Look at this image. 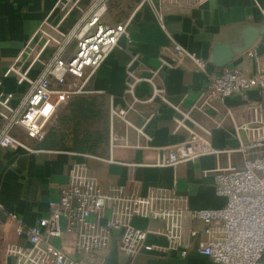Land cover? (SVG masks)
<instances>
[{
    "label": "built area",
    "instance_id": "obj_1",
    "mask_svg": "<svg viewBox=\"0 0 264 264\" xmlns=\"http://www.w3.org/2000/svg\"><path fill=\"white\" fill-rule=\"evenodd\" d=\"M206 1L140 0L138 7L149 5L164 31L169 42L165 47L168 55L162 53L159 65L147 75L134 68L139 55L129 56L124 88L127 101L123 106L109 105L110 141L113 146V139H118L112 131L113 120L118 118L125 125L121 137L125 145L128 129H133L147 141L144 147L150 148L151 137L146 129L156 110L148 111L141 125L131 122L128 115L140 105L159 102L173 110V130L183 129L188 136L159 150L152 162H131L128 166L175 168L207 155H218L223 150L213 146L210 129L194 118V112H204L213 100L224 102L232 95L245 98L250 90H257L259 97L245 102L239 122L229 113L238 141V147L231 151L242 155L241 166L211 171L214 191L224 198V204L192 208L184 195L161 187H149L142 194L134 176H129L125 184L103 190L87 163L75 161L70 165L67 184L56 198L48 201L46 216L28 225L19 215L6 213L23 242L5 244L2 264H105L113 245L118 264H134L141 252L165 249L150 240L159 237L167 241L166 249L178 251L181 257L195 253L215 264H264V66L257 48L244 51L253 61L251 70L231 67L209 75L189 108L173 102L158 81L165 69L185 61L198 70L207 69L206 59L177 42L167 30L164 14L165 4L196 7ZM66 2L58 0L56 8L64 10L59 21L52 23L49 17L45 18L6 71V75H14L16 90L3 91L0 83V149L35 150L13 130L19 129L28 138L41 141L64 104L76 96L96 92L90 83L119 41H131L132 15L116 23L104 20L109 0H73L68 6ZM75 10L79 11L77 19L63 28L62 23ZM261 13L264 17V10ZM141 82L151 87L147 97L136 93ZM75 154L84 160L98 158L85 152ZM137 217L163 225L140 228L133 224ZM195 222L205 224L203 240L193 241L198 235Z\"/></svg>",
    "mask_w": 264,
    "mask_h": 264
},
{
    "label": "crops",
    "instance_id": "obj_2",
    "mask_svg": "<svg viewBox=\"0 0 264 264\" xmlns=\"http://www.w3.org/2000/svg\"><path fill=\"white\" fill-rule=\"evenodd\" d=\"M67 5L73 0H66ZM58 0H0V83L1 90H16L15 77L7 74L9 66L40 25L49 17V21H59L64 10L56 8ZM140 0H109L108 12L104 20L116 23L132 15L129 25L131 41L122 38L119 46L109 55L97 70L90 87L96 92L91 94L103 101L106 113L109 140L97 154L98 158L84 160L70 148L40 147L35 140L28 138L21 130L14 134L35 150L0 149V207L5 213L13 212L28 225L34 224L40 217L48 214V201L56 198L67 184L70 165L75 161H85L90 173L97 179L103 190L112 185L125 184L129 176L139 181V192L144 194L149 187H161L184 195L192 208H214L224 204V198L214 191L213 171L217 167L241 166L242 155L231 151L238 147L233 122H239L242 107L248 100L259 97L257 90H250L247 97L232 95L224 102L212 101L204 112L195 111L194 118L210 129L209 140L214 147L223 150L218 155H207L200 159L172 167L137 166L131 162H152L156 153L172 144L183 141L187 131L173 130V110L164 104L155 102L138 106L137 111L129 113L128 118L135 125H141L148 111L156 110V115L147 126L151 137L150 148L139 138L135 130L128 129L127 144L121 137L125 134L124 123L113 120V134L118 137L110 141L109 105L123 106L126 65L131 54H138L139 60L134 68L142 75L159 65V57L167 53L169 44L164 31L156 22L152 8L145 4L138 7ZM264 0H208L196 7L164 5L165 25L174 34L177 42L196 52L208 61L205 71L185 61L177 67L165 69L158 81L166 88L173 102H180L183 108H189L206 84L209 75L217 74L224 68L242 67L251 70L253 61L244 52H235L224 65L211 60L213 48L217 43L235 50L242 48L245 38H252L264 66ZM79 11H72L62 23L63 28L71 26ZM250 29L247 34L245 30ZM251 46V47H252ZM139 97H147L151 87L141 82L136 88ZM264 100V91L262 94ZM62 108V107H61ZM60 108V109H61ZM59 109V110H60ZM59 113V111H58ZM56 119L54 120V122ZM114 138V137H113ZM101 158V159H99ZM112 158L114 161L104 159ZM208 171L207 173H205ZM133 224L140 228L162 227V223L143 218H134ZM198 235L193 241L203 240L205 224L195 222ZM12 242H23L14 232ZM154 244L164 250L154 249L141 252L134 264H215L209 258L195 253L181 257L176 250L166 249L165 238H151ZM5 246V245H4ZM3 249L0 253L2 264Z\"/></svg>",
    "mask_w": 264,
    "mask_h": 264
},
{
    "label": "trees",
    "instance_id": "obj_3",
    "mask_svg": "<svg viewBox=\"0 0 264 264\" xmlns=\"http://www.w3.org/2000/svg\"><path fill=\"white\" fill-rule=\"evenodd\" d=\"M104 104L103 101L92 95L76 96L70 99L62 106V108H66V112L61 115L58 113L56 120L59 121V126H48L43 139L37 142L38 146L67 147L76 152L97 154L101 144L106 145L109 140L107 127H105L103 133H100L81 130L79 125L87 118L98 115L100 113L99 105L104 106ZM62 127L66 130H63Z\"/></svg>",
    "mask_w": 264,
    "mask_h": 264
},
{
    "label": "rangeland",
    "instance_id": "obj_4",
    "mask_svg": "<svg viewBox=\"0 0 264 264\" xmlns=\"http://www.w3.org/2000/svg\"><path fill=\"white\" fill-rule=\"evenodd\" d=\"M99 108H100L99 109L100 113L94 117H89L86 120L82 121L81 124L79 125V129L87 130V131H97L100 133L104 132L105 127H107L105 107L103 105H99ZM64 112H66V108L60 109L59 114L61 115ZM52 125H55L54 127H58L59 121L58 120H56L55 122L53 121L48 126L50 127ZM62 129L66 130L64 129V127H62ZM103 146L104 145L101 144V148ZM13 234H14L13 224L7 219L4 221L0 219V253L6 243L13 241L12 239Z\"/></svg>",
    "mask_w": 264,
    "mask_h": 264
},
{
    "label": "water",
    "instance_id": "obj_5",
    "mask_svg": "<svg viewBox=\"0 0 264 264\" xmlns=\"http://www.w3.org/2000/svg\"><path fill=\"white\" fill-rule=\"evenodd\" d=\"M250 29H247L244 31L245 34ZM254 40L252 38L244 40L242 48L238 49H231L227 45L220 43H217L214 48H213V55L211 60L215 63H219L224 65L226 62L230 61V59L234 56L235 52L240 53L244 52L246 49L250 48L253 45ZM0 219L2 221L6 220V213L0 209ZM105 264H118L117 260V253H116V248L115 245H113L108 257L106 258Z\"/></svg>",
    "mask_w": 264,
    "mask_h": 264
}]
</instances>
